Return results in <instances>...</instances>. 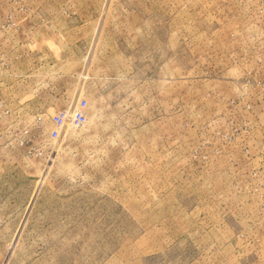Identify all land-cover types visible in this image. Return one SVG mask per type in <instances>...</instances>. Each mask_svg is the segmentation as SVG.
<instances>
[{
  "label": "rangeland",
  "instance_id": "1",
  "mask_svg": "<svg viewBox=\"0 0 264 264\" xmlns=\"http://www.w3.org/2000/svg\"><path fill=\"white\" fill-rule=\"evenodd\" d=\"M0 264H264V0H0Z\"/></svg>",
  "mask_w": 264,
  "mask_h": 264
}]
</instances>
